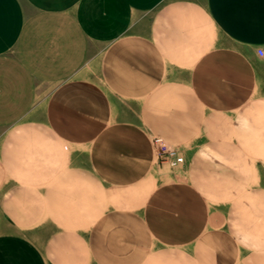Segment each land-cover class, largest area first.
<instances>
[{
  "label": "crops",
  "instance_id": "1",
  "mask_svg": "<svg viewBox=\"0 0 264 264\" xmlns=\"http://www.w3.org/2000/svg\"><path fill=\"white\" fill-rule=\"evenodd\" d=\"M0 264H264V0H0Z\"/></svg>",
  "mask_w": 264,
  "mask_h": 264
},
{
  "label": "built area",
  "instance_id": "2",
  "mask_svg": "<svg viewBox=\"0 0 264 264\" xmlns=\"http://www.w3.org/2000/svg\"><path fill=\"white\" fill-rule=\"evenodd\" d=\"M258 52L260 55L261 51L258 50ZM152 144L158 162L165 163L167 166L175 168L184 161V158L182 157V154L179 153L178 149L166 143L162 137L153 136Z\"/></svg>",
  "mask_w": 264,
  "mask_h": 264
}]
</instances>
